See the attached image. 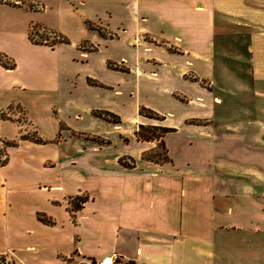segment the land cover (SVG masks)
<instances>
[{
	"label": "crops",
	"instance_id": "obj_1",
	"mask_svg": "<svg viewBox=\"0 0 264 264\" xmlns=\"http://www.w3.org/2000/svg\"><path fill=\"white\" fill-rule=\"evenodd\" d=\"M15 1L0 0V254L15 264L262 260L264 0ZM34 25L69 42H33ZM140 123L172 128L168 161L143 158L158 140L138 139ZM79 195L88 199L72 210Z\"/></svg>",
	"mask_w": 264,
	"mask_h": 264
},
{
	"label": "trees",
	"instance_id": "obj_2",
	"mask_svg": "<svg viewBox=\"0 0 264 264\" xmlns=\"http://www.w3.org/2000/svg\"><path fill=\"white\" fill-rule=\"evenodd\" d=\"M9 2L11 3H15L17 4V1L15 0H8ZM32 5H34L33 3H31ZM93 22L91 21H86V25L88 28L90 29H95L97 30V32L100 34V36L104 37V38H114L116 36V34H114V32L112 33L111 31H107L106 27H102L100 25H96V26H92ZM92 24V25H91ZM38 27L39 25H34L32 27V29L34 27ZM40 27V26H39ZM31 29V30H32ZM30 30V34H29V37L30 39L33 41V42H36V43H45V44H49V45H54L58 42H64V43H68L69 40L66 36H64L63 34L59 33L58 32V35L55 31H51L55 36L57 35L58 38H53L50 42L47 38H43L42 35H40V38L41 39H38L36 40L35 38L32 37V32ZM106 30V31H104ZM116 38V37H115ZM96 47L94 46H91V48H89V50H95ZM0 61H1V56H0ZM109 67L113 68V69H116V70H121V67H118L117 65L115 67H112L111 64L109 63L108 65ZM89 83L91 84H95V85H100V83H98L97 81L93 80V79H90L88 78L87 79ZM95 116H98L102 119H105V120H108V121H111V122H114V123H118L120 122V117L113 113V112H110V111H107V110H101V109H95L93 110L92 112ZM139 114L145 116V117H148V118H153V119H156L158 121H162L164 119V116L159 114L158 112H156L155 110L147 107V106H144V105H141L140 108H139ZM110 116H113L114 118H111ZM172 128H169V127H166L162 124H139L138 125V129L135 131V135L138 139H141V140H158V146L161 147V149H163V155H161L160 153H156V156H153L151 155V152L152 150L150 151H147L143 154V158L145 159H149V160H152V161H155V162H161V161H168L169 160V157L166 153V149H165V144H164V141H163V135L168 132V131H171ZM35 138V140L37 141H41L40 138L38 137H33ZM98 142L100 143H104V142H108V140H105L104 138L103 139H99L97 140ZM119 162L124 165V166H133L134 164V159L132 158H126V157H121L119 159ZM88 199L87 196H84V195H79V196H75L73 198L70 199L69 203H70V207L72 210H77L79 208L82 207V204ZM41 220H43L44 222H48V223H51L52 221L45 217L44 215H39L38 216ZM5 258L2 256L1 259H0V262H2ZM15 264V263H14ZM131 264V263H130Z\"/></svg>",
	"mask_w": 264,
	"mask_h": 264
},
{
	"label": "rangeland",
	"instance_id": "obj_3",
	"mask_svg": "<svg viewBox=\"0 0 264 264\" xmlns=\"http://www.w3.org/2000/svg\"><path fill=\"white\" fill-rule=\"evenodd\" d=\"M115 21H116V19H115ZM93 24V25H92ZM91 25L92 26H96V25H100V24H98L97 22H93ZM100 26H102V27H106V26H104V25H100ZM107 29V31H111L112 33L114 32V34H116V36L115 37H117V35H118V32L117 31H113V30H110V29H108V27H106ZM49 30H51V29H48V28H46V27H42V26H36V27H34L32 30H31V32H32V37L33 38H35L36 40H38V39H41L40 38V35H42V37L43 38H47L48 40H49V42L53 39V38H58V32L57 31H55V30H52V31H55L56 33H57V35L55 36L51 31H49ZM106 30H104V31H106ZM114 37V38H115ZM145 39H152V38H150L148 35H144L143 36ZM80 46H83V47H85V48H91V46H95L94 44H91V43H89V42H82V44H80ZM120 48H117V44L115 45V46H111V47H109L107 50H106V53H109V54H111V55H114V56H116V54H118L120 51ZM109 63L111 64V66L112 67H115L116 65L118 66V67H121V69H123V66H122V64L120 63V62H118V61H116V60H113V59H108V61H107V67L109 68V69H113V68H111V67H109L108 65H109ZM113 70H116V69H113ZM108 78L109 79H112V78H114V76L113 75H108ZM99 83V82H98ZM206 84V83H205ZM95 85V84H94ZM147 100H149V101H152V103H154V104H159L158 103V99H156V98H154L153 96H151V97H148L147 98ZM116 105L115 106H117V103H115ZM117 108V107H116ZM118 108H124V110L126 111V109H128L129 108V106L128 105H125V107L122 105V102H120L119 101V103H118ZM140 108V107H139ZM107 111H109V110H107ZM111 112V111H110ZM114 113V112H113ZM18 117H20V119L21 118H23V114L20 112L19 114H18ZM111 118H114L113 116H110ZM153 122H155L156 121V119H151ZM98 135H100V134H98ZM99 139H103L101 136H97V135H95L94 134V140H99ZM163 149H161V147H157V148H155L154 150L152 149V151L151 152H149V153H151V155H153V156H156V153H160L161 155H163ZM257 236H261L260 234L258 235V234H256ZM263 236V240H264V234L262 235ZM263 243H264V241H263ZM254 246L253 245H250L249 246V254H250V256H251V252L253 253V255L252 256H254V252L256 251L255 250V248H254V251H251L252 250V248H253ZM256 247V246H255ZM257 252V251H256ZM3 255H1L0 254V259H1V257H2ZM4 257V256H3ZM5 259L2 261V262H0V264H14V262L13 261H11L10 259H8V258H6V257H4ZM256 259V257L254 256L253 257V260L249 263V264H264V258H262V260H260V258H258V260H255ZM230 262L231 263H236V264H238V262H236V257L235 256H232V258H230ZM248 263V261H246V262H244V263H242V264H247ZM92 264V263H91Z\"/></svg>",
	"mask_w": 264,
	"mask_h": 264
},
{
	"label": "built area",
	"instance_id": "obj_4",
	"mask_svg": "<svg viewBox=\"0 0 264 264\" xmlns=\"http://www.w3.org/2000/svg\"><path fill=\"white\" fill-rule=\"evenodd\" d=\"M92 264H130L123 260L118 253H112L100 259L93 260Z\"/></svg>",
	"mask_w": 264,
	"mask_h": 264
}]
</instances>
